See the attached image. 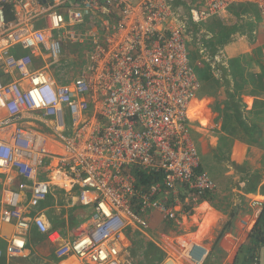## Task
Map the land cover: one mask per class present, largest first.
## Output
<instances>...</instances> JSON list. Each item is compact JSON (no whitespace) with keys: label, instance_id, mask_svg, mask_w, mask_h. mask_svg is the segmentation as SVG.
I'll list each match as a JSON object with an SVG mask.
<instances>
[{"label":"built area","instance_id":"obj_1","mask_svg":"<svg viewBox=\"0 0 264 264\" xmlns=\"http://www.w3.org/2000/svg\"><path fill=\"white\" fill-rule=\"evenodd\" d=\"M241 5L258 10L264 60V0H0V223L15 228L9 257L23 255L32 227L58 258L91 264H139L125 237L150 230L154 214L179 235L216 190L189 125L201 82L184 33ZM65 53L81 58L76 67L62 64ZM72 67L81 73L70 80L55 72ZM55 186L91 208L72 241L37 210ZM250 206L258 219L264 202ZM255 223L242 225L251 232ZM166 253L162 264H205L210 248L178 236Z\"/></svg>","mask_w":264,"mask_h":264},{"label":"crops","instance_id":"obj_2","mask_svg":"<svg viewBox=\"0 0 264 264\" xmlns=\"http://www.w3.org/2000/svg\"><path fill=\"white\" fill-rule=\"evenodd\" d=\"M247 19L251 23L247 22ZM257 19H259V13L256 7L234 6L226 16H215L194 26L193 29H187L184 33L189 60L190 52L195 54L196 62L192 65L190 61V64L195 71H198L201 82L198 94L204 92L201 99L194 100L190 105L189 125L192 137L199 145V153L200 151L204 155L213 153L217 159L220 158L223 161L224 170L230 169L232 165L235 171L232 173L224 171V177L215 183L214 194L203 201L201 200L198 206L192 210L191 215L186 216L182 229L177 231L179 235L175 233L173 224L163 220L159 214L152 216L150 232L136 230L127 234L125 242L130 244L128 253L131 259L139 264H154L147 249L141 246V241L147 240L148 243L157 246L165 254L163 260L158 263L162 264L168 258L166 248L168 250V245L173 244L178 236L187 242L202 243L210 248V255L205 264H254L253 253L256 250H261V248H257L252 254L247 253L250 232L242 225L244 220L257 221L254 209L250 206L251 201L264 202V193L262 192V187H264V157H262L264 150L253 147L251 140L257 144L258 136L256 134L254 137L251 136L247 124V113L261 109L256 104L258 98L253 96L256 90V77L260 74L259 70L255 68L254 62L257 59L256 56L261 55V51L255 42L259 39V29L257 27L250 28V25H255ZM225 36H229V40L220 44L219 40ZM16 52L19 54L28 53L20 48H17ZM42 65L44 64L41 62L39 66ZM74 67L71 69L79 70ZM228 92L236 96L248 131L237 126L233 114L228 112L230 127L226 126L223 129L222 137L216 130L215 134L210 135V128L215 127L220 131L224 121L219 115L217 122L209 126V115L205 111L207 109L200 102L202 99H212L216 108L226 111V102L229 100ZM247 98L252 100L251 105L246 102ZM261 99L264 100V97ZM39 127L43 129L41 125ZM221 140L225 143L224 148L220 151L218 144ZM200 168L205 170L201 161ZM257 174L261 176V180L256 189L245 191L246 185L243 180ZM45 175L46 172L43 176L45 177ZM237 179L238 181H236ZM3 180H0L1 188H3ZM55 187L61 190V193L52 192L50 194L55 205L45 206L49 196L37 210L45 215L51 226L48 211L54 210L55 214L64 212L65 226L52 227L59 229L67 241H72L89 220L91 208L80 206L75 197H71L64 189ZM59 201L62 202L60 205ZM233 215L235 217L232 219ZM228 221L232 222L230 231L216 245L215 241ZM159 230H163V232H159ZM14 232L15 228L12 224L0 223V252L2 254L0 264H91L75 255L63 259L58 258L55 246L35 227H32L27 234L23 255L9 257L7 246ZM138 233L144 234L146 239L141 240ZM242 248L243 252L241 253L240 249ZM171 254L175 255L176 252L172 251ZM239 256H242V259H239Z\"/></svg>","mask_w":264,"mask_h":264},{"label":"rangeland","instance_id":"obj_3","mask_svg":"<svg viewBox=\"0 0 264 264\" xmlns=\"http://www.w3.org/2000/svg\"><path fill=\"white\" fill-rule=\"evenodd\" d=\"M256 16H258L256 14ZM247 22L251 23L250 20L247 19ZM259 24H260V20L257 19L256 24L255 25H250L251 27H257V29H259ZM190 29H193L195 27L190 26ZM190 61L191 64L194 65L196 60L194 58L195 54H193L192 52H190ZM193 54V55H192ZM257 59L255 60V68L259 70V75L256 77V84H255V92L253 94L254 97L258 98L256 99V104L257 106H259V108H261L258 111H252V112H248V118H247V124L249 126V130L251 131V136L253 135V137L255 136V134L258 136L257 139V144H254V140H251V143L253 145V147H259L260 149L264 150V100L261 99V97H264V61L260 56H256ZM80 57H76L73 56L70 58L69 53H65L63 55L62 58V64L67 63L69 60L73 61V66H77L78 65V61L80 60ZM41 63V61L39 60L37 62V65L39 66ZM79 69L82 68V64H80V66L78 67ZM55 70H52V72H54ZM57 74L58 72L61 74H63V78L70 80L71 78L75 77L76 75H78L79 73H81L80 70H72L69 69L68 71H55ZM197 74L198 71L196 70ZM211 101L214 103V100L211 99ZM255 104V106H256ZM215 106V105H214ZM219 115L222 116L223 121H224V125L223 127H221V130H217L215 127L214 128H210V135L211 134H215V130L217 133H219V136L222 137L223 135V129L228 126L230 127V114L228 113V111H222L220 110ZM231 129L236 130V128L231 127ZM223 139V138H222ZM225 143V142H224ZM224 143L223 140H221V142H219L218 147L219 150L221 151L224 148ZM264 157V156H262ZM200 161L202 163V166L204 167L205 171H207L209 173V175L212 177V179L214 180V182L216 183L218 179L223 178L224 177V171H230L232 173V171H235V168L231 165L230 169H225L224 170V166H223V161L219 158L217 159L213 153L210 154H203L200 151ZM4 179L3 175H0V180ZM238 181V179L236 180ZM1 185V184H0ZM53 193L57 194V192L61 193V190L58 189L57 187L53 188ZM51 192V193H52ZM2 196V188L0 187V199ZM147 232H150V230H146ZM159 232H163V230H159ZM138 235L140 236L141 240H145L146 237L144 234L142 233H138ZM240 252H243V248L240 249ZM137 253V252H135ZM244 255V254H243ZM239 259H242V256H239ZM241 262V261H239ZM260 264H264V245L261 246V256H260Z\"/></svg>","mask_w":264,"mask_h":264},{"label":"trees","instance_id":"obj_4","mask_svg":"<svg viewBox=\"0 0 264 264\" xmlns=\"http://www.w3.org/2000/svg\"><path fill=\"white\" fill-rule=\"evenodd\" d=\"M12 17L8 16V20H11ZM229 40V36L223 37L220 41V44H224ZM235 63V62H234ZM204 92H200L196 99H201ZM229 95V100L226 102V111L230 112L234 116V120L236 121L237 126H241L242 129L247 130L246 123L243 119V114L241 112L240 104L236 98V96L230 92H228ZM195 99V100H196ZM202 102H200L202 105H204V108L207 109L205 110L207 112L208 116V124L211 126L212 124L216 123L217 120L219 119V112L220 109L216 108L214 106V103L210 99H202ZM246 102L251 105L252 100L250 98L246 99ZM225 139V138H224ZM143 178H141V183H147V179H145V174L142 175ZM261 180V176L259 174L249 176L248 179H244L243 181L245 182L246 188L245 191H251L255 190L257 185L259 184ZM262 192L264 193V187H262ZM59 201V205H60ZM55 201L49 197L48 201L45 203V206H54ZM64 212H61L60 214H55L54 210L48 211V218L54 227H60V226H65V219H64ZM235 216H231L233 219ZM232 226V222L228 221L224 227L222 228L221 232L219 233L215 244L217 245L220 240L230 231V228ZM248 249L247 253L250 255L253 253V251L257 248H261L262 245H264V208L259 215L252 231L250 232L248 236ZM141 246L147 249V253L151 260L154 262V264H158L163 260L164 253L155 245L151 244L148 241H141Z\"/></svg>","mask_w":264,"mask_h":264},{"label":"bare ground","instance_id":"obj_5","mask_svg":"<svg viewBox=\"0 0 264 264\" xmlns=\"http://www.w3.org/2000/svg\"><path fill=\"white\" fill-rule=\"evenodd\" d=\"M195 99H196V98H195ZM195 99H194V100H195ZM189 109H190V107H189ZM188 120H189V110H188ZM189 121H190V120H189Z\"/></svg>","mask_w":264,"mask_h":264}]
</instances>
